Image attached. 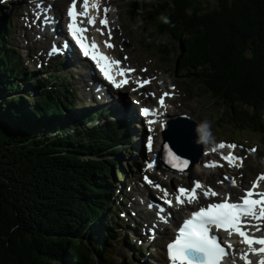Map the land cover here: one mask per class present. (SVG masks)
<instances>
[{"label": "trees", "instance_id": "obj_1", "mask_svg": "<svg viewBox=\"0 0 264 264\" xmlns=\"http://www.w3.org/2000/svg\"><path fill=\"white\" fill-rule=\"evenodd\" d=\"M217 1L213 10L200 12L196 0H155L145 14L153 20L152 32L167 36L162 46L177 43L195 56L191 62L204 91L237 117L232 124L259 132L264 0ZM6 44L14 49L0 28V264H48L41 259L46 255L54 264H103L113 237L103 236L97 218L104 198L99 188L113 173L112 156L130 145L128 129L109 116L97 123L99 115L84 109L73 117L63 114L62 106L72 109L74 103L70 91L63 99L58 87L35 97L38 88L30 84L27 98L10 96L22 86L12 64H4Z\"/></svg>", "mask_w": 264, "mask_h": 264}, {"label": "snow or ice", "instance_id": "obj_2", "mask_svg": "<svg viewBox=\"0 0 264 264\" xmlns=\"http://www.w3.org/2000/svg\"><path fill=\"white\" fill-rule=\"evenodd\" d=\"M89 0H83L84 11H77V0H73L72 5L67 11V15L70 18V22L67 25L69 33L78 45L82 54L85 57H89L95 62L98 70L102 73L103 77L109 81L114 87L121 88L127 85L130 81L128 77L131 73L135 72L134 68L121 67L122 62L109 57L105 53L101 52L99 45L94 39H91L86 35L96 24V18L89 16L88 12ZM93 8L99 7L97 3L92 4ZM108 9H104L105 16L99 21L101 28L97 29L101 34L103 29L108 27L109 20L107 18ZM85 18L88 27H84ZM112 33L109 28L108 41H105V46L109 49L114 48V44L111 43ZM125 59H128L125 57ZM141 71H147L141 69ZM119 75L121 79L117 81L115 78ZM151 83V79L137 81L138 88L145 87ZM150 95H155L150 94ZM170 93L165 92L160 96L158 103L161 107L166 104V97H169ZM142 113L146 117L157 115L154 110L148 108L142 109ZM156 121L149 119L148 123L153 124ZM237 149L236 144H226L221 142L218 145L219 149ZM148 149H152V139L148 140ZM216 151V148L213 149ZM251 151H255L252 149ZM168 163L174 169H179L183 172L189 167V161L178 158L173 155L171 151H168ZM221 158L228 163L230 167H240L242 160L237 157L233 152H229L228 155L221 154ZM240 161V163H237ZM223 167V165H216L215 163L206 164L205 167ZM148 169L154 168V162L148 163ZM224 180H230L233 187L236 186L234 178L228 176L224 177ZM260 180H264V174L258 177L257 181L253 183L251 189L245 190V194L240 197L239 202H231L230 194L222 201L217 203H209L205 207H200L199 210L191 213L182 226L179 228L175 239L168 243L167 253L170 264H223L226 257L231 255L234 246L230 242L223 241L216 233L223 231L229 240L233 235H238L241 238V243L246 245L247 251L240 253V259L244 261V264H264V236L256 235L264 231V193H258L255 189L258 186ZM145 181L159 189L162 193V199L171 207L173 200L170 199V193L167 189H163L160 185L155 184L148 177H145ZM224 181H218L223 183ZM203 192L205 198L218 197L219 193L213 190L211 187L204 189V186L200 181H194L191 189L180 187L176 191L175 203L180 205L192 204L198 202L200 196L199 193ZM258 197V198H257ZM256 256L257 260L253 261L250 257Z\"/></svg>", "mask_w": 264, "mask_h": 264}, {"label": "rangeland", "instance_id": "obj_3", "mask_svg": "<svg viewBox=\"0 0 264 264\" xmlns=\"http://www.w3.org/2000/svg\"><path fill=\"white\" fill-rule=\"evenodd\" d=\"M136 1L137 5L135 8H133V14H128L126 12V0H103L105 4H109L111 8L109 10L113 14V26L114 27V38H115V47L114 51L123 56L124 52L131 53L130 59H125L124 61L128 65H136L139 69V75L137 77L141 78L143 76L151 77L158 87H165L166 84L169 82L173 83L171 86L174 87L173 91L177 94V97L175 101L173 102L171 111L174 113H186L192 118H195L200 123L204 120H207L210 125V140H211V147L209 148V154H212L213 148L215 145L219 144V140L221 138L227 139V140H237L239 142L245 140L247 143L248 148L253 145L257 148V151L255 154H253L246 162L245 165V176L250 177L253 173L261 169L264 164L260 161L261 156L264 155V120L260 117L261 121L263 122V125L261 127V130L259 132H256L253 130L247 129L245 131H242L243 134H240L241 131L238 130L237 134H234V132L230 133V128L232 125H228L226 122L231 119V115H229L225 107L219 106V104L216 102L213 104L209 97L208 92L202 91L203 83L200 81V76L196 75L195 73H200L197 69V64L192 63L191 60L195 57L191 53L183 52L180 53L179 46L176 44H169L166 43L168 46H171L166 52L169 54L167 58H169V61H167V58L164 57H158V54L156 52V44L158 42H164L167 40V36L162 34H156L154 31L152 32L151 22L153 21L150 16H148L145 13H148L146 11L147 8H150V5H153L155 0H134ZM197 6L199 8L200 12L206 11V10H213L216 8L218 1L217 0H196ZM140 3V4H138ZM12 8V7H10ZM143 15L139 16V13H142ZM150 11V10H149ZM151 11H153L151 9ZM4 13V11H3ZM151 13V12H150ZM5 14V13H4ZM18 22V25L14 27L13 29H19L22 24L19 22V18L16 19ZM21 30V29H20ZM28 33V32H27ZM14 35H18L19 37L15 40H12L11 45L18 47L20 52H27L28 49L31 48L30 43L26 44V38L27 34L24 35V31L19 34L18 31ZM152 53H151V52ZM179 56V67L177 74L179 73V76H175L174 72L176 70L175 63ZM128 58V55L126 56ZM63 61V58H61ZM36 65V60L33 61ZM149 63L152 64L151 67H149ZM75 71L76 74H78V77L83 74L82 71V63L75 64ZM141 69H146L147 71H141ZM186 69V74H183L181 70ZM181 71V72H180ZM162 76L165 78V80L162 79ZM18 84H20L19 81H16ZM199 84H197V83ZM80 84V81H79ZM199 86V89H198ZM32 88L26 87L25 90L22 91H12L10 96H22L27 98V94H31ZM131 103L132 101L129 100ZM33 105V103H32ZM72 114L75 116L76 112L73 110L71 111ZM77 113H79L77 111ZM98 115V114H96ZM230 116V117H229ZM258 119V120H260ZM51 121V120H50ZM49 121V122H50ZM97 122H100V119L97 120ZM138 122L141 126V123ZM139 125H135V129L140 128ZM245 128V127H243ZM155 140V150L157 152V155L159 156V149H160V131L156 135ZM143 143V142H142ZM137 145V142L135 143V147ZM143 147V146H142ZM213 147V148H212ZM120 158L121 161V167L123 169H126V185L129 184V180L131 177H133L134 174H131L129 171H127L126 168V161L129 160V164L135 170V164L138 162L139 168L145 165V162L141 159L135 158L132 154L131 157L124 154ZM224 155V154H223ZM148 159V158H147ZM126 160V161H125ZM146 160V159H145ZM205 160V158H204ZM159 166H161V162H159ZM201 170H206V168H200ZM157 172V171H155ZM8 173V172H7ZM198 174L196 171L190 172V175L193 176L195 174ZM136 174V173H135ZM201 176L203 174H200ZM162 178H167L170 180V182L173 185H176L178 182L182 180H186L187 175L181 174V179L177 180L174 179V177H167V174H163ZM123 183V184H122ZM116 184L119 187H125L124 180H121L118 178L116 180ZM122 234V233H121ZM120 234L119 239H116L113 241V258L118 261L125 262L123 264H155V259L153 257L157 258V255H155L151 251V245H149L151 255H148L147 253L142 256L143 260L142 263L138 262V260L130 258L131 252L130 247L127 245V243L124 241L122 235ZM159 244V242H155V246ZM153 255V256H152ZM50 255L43 256L41 259L44 261V263L48 264H54V260L50 259ZM151 259L153 261H148V259ZM159 261V259H158ZM158 261L156 264H158ZM115 264H120L121 262H114Z\"/></svg>", "mask_w": 264, "mask_h": 264}, {"label": "bare ground", "instance_id": "obj_4", "mask_svg": "<svg viewBox=\"0 0 264 264\" xmlns=\"http://www.w3.org/2000/svg\"><path fill=\"white\" fill-rule=\"evenodd\" d=\"M93 3H96L95 2V0H92L91 1V4H93ZM62 6V2H57L56 3V7L58 8V7H61ZM109 14H112L111 12H109ZM59 16V10H58V14H57V17ZM4 17H6V13L4 14L3 12H0V20L1 19H4ZM15 24L16 25H18V22L16 21L15 22ZM24 30V29H23ZM23 30H20V28L19 29H13V32L15 33L16 31H18V33L19 34H21L22 32H23ZM29 31V30H28ZM13 32H10L9 33V38L11 39V40H15L16 38H18L19 36L18 35H14L13 34ZM25 32H26V29H25V31H24V35H25ZM70 53H74V50H71V52ZM109 53V52H108ZM75 54V53H74ZM18 58H17V60H16V62H15V64H17L18 62H23V64H25V66H26V74H24V75H22V77L23 78H26L27 76H30L33 72H34V69H40L41 68V65L39 66V67H37L36 65H35V62L32 64V65H29V63L31 62L30 60H29V56H28V53L27 52H19L18 54ZM75 55H77V53L75 54ZM114 58V57H113ZM67 64H68V66L69 67H71V64H69V60H68V58H67ZM83 63H84V65H86V67H88L87 66V64H85V60L83 59ZM24 66V65H23ZM25 66L24 67H21V68H25ZM138 67V66H137ZM92 68L91 67H89V70L91 71V73H94V75H96V77H98L99 78V76L95 73V72H93V70H91ZM30 73V74H29ZM87 76L88 75H86L85 77H86V80H87ZM100 79V78H99ZM25 83H26V86L24 87V88H22V89H20V91H22V90H25V88L26 87H29V88H31V86H30V84H32L31 82H29L27 79H25ZM25 83H24V85H25ZM33 85V84H32ZM85 87H87V84H86V86ZM89 87H90V90L91 91H93L94 89L97 91V90H99V89H97V86H96V81L93 79V77H89ZM36 88H38V86H36ZM44 89V88H43ZM48 91H49V89H48ZM51 91V90H50ZM53 91V90H52ZM202 91H204V89L202 90ZM94 94H96L97 92H93ZM124 97H125V99H130V96H128L127 94H125L124 95ZM100 98H103V99H106L107 97L105 96V95H100ZM136 100V99H135ZM137 101V100H136ZM170 101V100H169ZM134 101H132V103H133ZM137 103V102H136ZM135 104V103H134ZM70 105V104H69ZM103 106H107L108 104L107 103H103L102 104ZM73 106V111L74 112H76L77 113V111L78 110H82V109H84V110H87V111H89L91 114H98L99 115V117H101V118H103L102 117V115H101V113H99L94 107H93V105L92 104H90V105H88V106H86V107H84V108H82V105H79L78 103H76V104H74V105H72ZM123 111H124V114H125V118H127V119H130V120H132V119H135V117H132V114H133V112H132V110L128 107V106H126V105H124L123 106ZM79 112V111H78ZM138 113H139V111H138ZM139 116H140V114H139ZM47 120H50V119H47ZM162 120V119H161ZM197 126V125H196ZM209 142H211V140H210V138H209ZM125 149H126V151H128V152H131L132 153V155L137 159L138 158V156H137V154H138V151H137V149L135 148V146H132V145H127L126 147H125ZM218 151H220V149H217ZM141 152H143L142 150H141ZM207 152H208V149L206 148L205 150H204V152H203V158H202V162H204V157L207 155ZM124 154H126V153H124ZM128 154V153H127ZM126 164H128V163H126ZM163 168H165V167H162L161 168V166H156L155 165V167L152 169V171H157V170H160V169H163ZM200 168V164H197L196 166H195V168H194V170H196V169H199ZM211 169V168H210ZM165 173L166 174H168V176H171V175H173V177L176 175V174H178L177 172H175V171H173V170H170V169H168V170H165ZM105 190H106V192H105V194H104V198H103V203L106 205V208L107 209H109V208H111V206L113 205V202H114V200L117 198V197H119V196H121V200L119 201V205L122 207V208H125L126 209V206L123 204V199H125V191H124V189L122 188V189H118V188H115V185H114V182H112V183H110V182H108L107 184H106V188H105ZM136 202H137V204H139V205H144V203L146 202V199L144 198V197H142L141 195L139 196V197H137L136 198ZM149 209H147V215H146V217L147 218H149L150 217V219H148V222L149 223H151L152 221H153V219H154V217H153V215L148 211ZM136 215H134V219H135V221H137V219H136V217H135ZM154 227V226H153ZM155 228V230L156 231H160V229L158 228V227H154ZM173 230H168V229H163L164 230V232L166 233V232H171V233H173V231H174V228H172ZM124 230H122V237H123V239L124 240H127V237L125 236V234H124V232H123ZM128 232H129V234H130V237H131V240H139V239H141V235L140 234H138L136 231H129L128 230ZM141 246V243H136L135 245H134V247H135V249H139V247ZM160 247H161V243H160ZM96 251H98V252H100L101 251V247L98 245V246H96ZM162 254V252H160V253H157V257H159L160 255ZM159 259V258H158ZM148 261H153V260H151L150 258L148 259Z\"/></svg>", "mask_w": 264, "mask_h": 264}, {"label": "water", "instance_id": "obj_5", "mask_svg": "<svg viewBox=\"0 0 264 264\" xmlns=\"http://www.w3.org/2000/svg\"><path fill=\"white\" fill-rule=\"evenodd\" d=\"M180 52L183 53L184 49H180ZM198 125L193 120L182 117L169 122L168 128L163 131L164 144L162 145L163 160L168 167H171L168 163V151L178 158L188 160L190 163L187 169H191L193 163L199 159L206 142L199 140Z\"/></svg>", "mask_w": 264, "mask_h": 264}, {"label": "clouds", "instance_id": "obj_6", "mask_svg": "<svg viewBox=\"0 0 264 264\" xmlns=\"http://www.w3.org/2000/svg\"><path fill=\"white\" fill-rule=\"evenodd\" d=\"M191 14V10H189V15ZM161 20L164 23H169V20L167 17L162 16ZM210 129H211V125L207 120L202 121L198 127H197V132L199 135V140L200 142H206L209 137H210Z\"/></svg>", "mask_w": 264, "mask_h": 264}]
</instances>
